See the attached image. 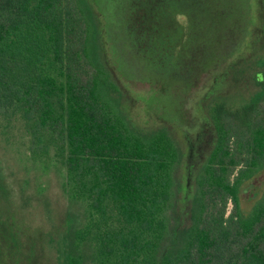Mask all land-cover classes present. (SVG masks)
Wrapping results in <instances>:
<instances>
[{
  "label": "trees",
  "instance_id": "16d2710c",
  "mask_svg": "<svg viewBox=\"0 0 264 264\" xmlns=\"http://www.w3.org/2000/svg\"><path fill=\"white\" fill-rule=\"evenodd\" d=\"M129 1L138 21L133 33L157 47L161 60L183 45L191 50L192 33L181 25L174 31L179 0ZM99 4L0 0V118L23 123L32 160L62 167L75 209L49 257L59 264H264V182L251 215L240 198L243 186L264 176V54L246 103L211 106V148L196 158L200 175L188 217L170 231L171 172L181 153L165 131H134L107 97L118 88L98 53ZM216 50L203 53V63L213 62L198 75L220 69L211 74L212 88L231 80L247 85V41L229 64L228 52ZM234 66L239 71L231 76Z\"/></svg>",
  "mask_w": 264,
  "mask_h": 264
},
{
  "label": "rangeland",
  "instance_id": "374dc122",
  "mask_svg": "<svg viewBox=\"0 0 264 264\" xmlns=\"http://www.w3.org/2000/svg\"><path fill=\"white\" fill-rule=\"evenodd\" d=\"M96 1L100 3V7L95 5L97 43L104 47L103 54L98 53L118 88V92L106 90L107 97L134 131L142 136L165 131L181 153L171 172L172 205L166 213L171 231L176 220L188 217L192 194L197 190L203 146L211 148V106L225 103L237 108L256 89L251 78L263 66L259 59L264 49L257 47L264 48V0L258 6L256 0H179L173 4L182 7L178 8L174 31L178 34L181 25L192 33L189 36L194 43L190 51L181 46L179 59L176 51H164L162 60L155 54L157 47L148 46L141 32V36L133 33L138 21L133 23L131 19L129 0ZM245 41L248 60L241 68L247 73L245 87L231 80L228 85L212 88L211 74L220 69L198 75L202 66L209 67L213 62L210 57L203 63L206 50L217 49L215 56L227 51L229 64ZM237 70L239 67L234 66L228 74L232 76ZM211 89L213 97L205 99ZM29 142L20 120L7 122L0 118V264H59L49 257V251L53 242L60 244L67 234L68 219L75 209L68 207L71 201L62 167L55 160H32ZM200 156L198 166L196 158ZM262 182L261 174L242 187L241 208L247 216L260 201L257 193ZM231 208L229 205L228 211Z\"/></svg>",
  "mask_w": 264,
  "mask_h": 264
}]
</instances>
